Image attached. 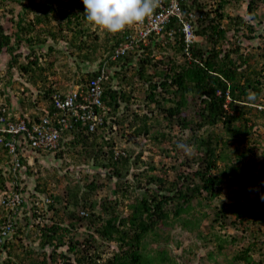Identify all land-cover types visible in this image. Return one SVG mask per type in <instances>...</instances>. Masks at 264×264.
<instances>
[{"label":"trees","instance_id":"obj_1","mask_svg":"<svg viewBox=\"0 0 264 264\" xmlns=\"http://www.w3.org/2000/svg\"><path fill=\"white\" fill-rule=\"evenodd\" d=\"M209 1L217 3L216 8L203 0H194L184 7L186 12L195 8L200 13L196 33L202 39L193 42L188 51L177 31L175 39L155 37L153 41L157 42L148 46L141 43L114 57L123 31L113 34L92 26L84 15L82 0H0V55H9L0 73V113L4 107L17 108L15 103L22 111L39 107L60 129L58 116L53 117L57 110L54 96L72 81L84 86L104 73L116 80L119 87L106 83L103 100L110 108L112 124L104 125L110 127H104L100 133L90 132L89 126L78 120L74 123L73 138L68 141L62 138L58 152L60 157L64 151H72V163L82 161L95 171L96 177L116 178L119 188L114 189L115 199L105 196L102 203L91 200L88 205L79 201L77 194L73 200L64 194H53L55 200L49 208L56 211L50 217L51 222L42 226L33 223L31 231L24 232L28 237L37 232L42 249L53 247L51 262L177 264L176 257L166 249L157 251L156 256L150 255L145 240L151 233L158 234L159 223H171L168 221L171 212L175 215L173 221L180 220L184 229L199 230V222L207 211L204 209L202 217L189 218L194 214L195 200L200 205L208 200L206 204L214 212L213 222L222 225L232 215L241 223L264 219L261 207L264 183L255 184L254 198L245 196L247 205L240 194L228 204L212 203L226 187L234 188L243 176L248 177L246 159L260 144L254 137L258 135L257 127L264 125V65L259 68L242 51L244 37L240 35L243 33L250 39L255 24L245 23L242 16H232L227 7L234 0ZM261 2L264 4V0H250L248 14L257 17ZM9 15L11 30L7 31L1 20ZM135 104L139 111L133 108ZM192 104L196 106L195 122L187 113ZM162 120L169 128L178 124L183 130L193 131L189 140L193 152L187 160L197 167L191 172L179 170L173 179L168 178L164 168L162 173L156 172L154 164L141 158L142 152L133 156L134 150L124 147L121 149L125 152L116 156V140L106 138V130L112 131L114 123L124 138L145 136L159 142L167 138L166 132L156 128ZM177 147L179 142L175 143ZM146 164L152 174L146 175L145 180L141 172L131 171L133 165L138 169ZM27 173L34 175V168L28 166ZM5 175L0 166V192L8 183ZM53 175L57 178V172ZM15 179L9 174L10 183ZM19 180L18 185L23 187L24 180ZM129 181L133 184L129 185ZM96 183L92 179L87 185L95 189ZM36 189L48 191L46 184L39 183ZM123 204L128 210L126 216L121 215ZM82 208L89 209L91 215L81 216ZM217 239L222 241L219 248L223 249L227 239L221 235ZM253 243L229 264H264L253 259ZM63 247L66 250L58 252Z\"/></svg>","mask_w":264,"mask_h":264},{"label":"rangeland","instance_id":"obj_2","mask_svg":"<svg viewBox=\"0 0 264 264\" xmlns=\"http://www.w3.org/2000/svg\"><path fill=\"white\" fill-rule=\"evenodd\" d=\"M249 2L250 0H234L233 3L227 7V10L232 13L233 17L243 15L246 22H250L251 19L253 20L255 32H252L250 39H247L243 35L242 51L245 54H249L251 62L260 68L264 65V4L262 2L260 3V8H258L257 11L259 15L257 17H252L247 13V4ZM211 3L213 4V2ZM215 6H217V3L214 4V8H216ZM10 16L11 15L6 16L1 20L7 31L11 30ZM8 59L9 55L7 53L0 55V73L3 71L2 68L5 66ZM95 65L96 64H94L92 68H94ZM139 94V97H141L142 94ZM143 107L142 105L140 108ZM133 108L138 111L140 110L138 104L133 105ZM195 110L196 106L194 104L190 105L187 109L189 118L194 122L195 117L197 119ZM166 123L165 120H162V124H158L156 127L158 130L164 131L167 134V138L161 139L159 142H154L152 138L147 139L145 136L138 139L130 134V136L124 138L122 134L118 132V128H113L112 131L106 130V132L108 136L116 140V144L119 145V147H128L134 150L133 156L142 152L141 158L154 164L157 168L156 172L162 173V168H164L168 171V178L173 179L180 171L185 169L186 172H191L192 169H196L197 167L196 163L187 160L191 157V153L193 152V148L189 141L193 131L183 130L178 124H174L172 128H169L166 126ZM257 128H259L258 135L254 138L258 140L260 144L257 143L255 153H249L250 155L246 159V163L248 164L247 171L249 172L247 173L248 177L243 176L242 181L234 188L226 187L218 197L214 198L212 201L213 206L228 204L236 199L235 197L237 194L243 196L242 202L247 205L248 203L245 196L254 198L257 189L255 184L264 183V125ZM199 132L201 133L202 130ZM260 133L263 134L262 138L259 137ZM176 142H179V147H177V149L175 148ZM183 148H186V150L183 151ZM240 148L244 149L242 146H240ZM71 154L72 151H64L60 157H58V154L53 155L52 153L49 156L40 157L34 164L35 174L31 175V178L30 175L28 177V179H30L28 192L31 194L34 192L35 184L47 183V188H51V192L66 195L69 193L68 189L74 188L75 184L80 183L87 185V182L94 179L97 182L96 188L98 190V195L107 194L108 196H112L114 182L107 177H96L95 171L88 165H83L84 163L82 161H75L72 163ZM148 165L149 164H146V167L143 165L139 167L136 166L138 169L135 170L141 172L143 175V179L141 178L142 180H145L146 175L152 174V172L148 170ZM220 165H222L221 162ZM145 169H147V171H145ZM54 172H57L56 179V175H53ZM100 177L101 179H99ZM249 181H251V183H249ZM54 182L56 183V188H53ZM67 184H69L71 188L67 186ZM244 184H247V187ZM86 188H89V186ZM82 192L83 189L80 190V193ZM194 202V214L192 213L189 218H193V215H195V218L202 217L205 212L204 209L207 211V213H205L207 216L199 222L198 229L202 232L199 233L197 229L193 232H189L188 229L182 228L178 222L167 227H164L165 225L163 224H159L160 235L157 238H155L154 235H150L145 240L150 255L156 256L157 251L166 248L171 256L176 257L177 264H229L235 255L256 241L252 245L253 250L251 251V255L255 261H262L264 263V219H258L257 221L249 219L248 222L246 220V222L241 223L240 220H235V216L232 215L226 220V223L222 225V222H213L214 212L213 209L206 204L209 202L208 200H203L202 205L196 201ZM252 204L253 202L250 203V205ZM261 207L264 209V202L261 204ZM42 213V223L51 222L48 219L55 215L54 210H46L42 211ZM123 214H127V212H123ZM170 214V218H172L173 212ZM204 234H206L208 238L204 237ZM219 235L227 239V242L224 243V249L220 252L218 249L219 242L222 241L217 239ZM110 246L113 248L117 247V245ZM210 251L212 253L209 254L208 252ZM212 254L214 255L209 257Z\"/></svg>","mask_w":264,"mask_h":264},{"label":"clouds","instance_id":"obj_3","mask_svg":"<svg viewBox=\"0 0 264 264\" xmlns=\"http://www.w3.org/2000/svg\"><path fill=\"white\" fill-rule=\"evenodd\" d=\"M82 2L85 6L84 15L86 17V20L90 24H92V26H99L100 28L108 32H111L113 34L118 33L120 31H123V33L125 34L131 29L133 23L142 22L146 17L150 16L153 13L154 9L157 7L159 0H82ZM203 2L212 4L209 0H203ZM190 4L191 3L186 2L183 6L185 7ZM214 4L215 3L213 2L212 4L213 7ZM248 5L249 3L247 4V9H248ZM189 11L195 13L198 20V17H200V13L198 9L194 8L193 10H189ZM240 16L243 17V15ZM197 20H196L195 28L197 27ZM244 22L247 24L250 23L254 24L252 19L250 22L249 21L246 22L245 20ZM126 27L127 30H125ZM229 34L231 35V33ZM243 35L244 34L242 33L240 36L244 37ZM155 37H158V39L162 38L160 36H154V37L151 36L148 42H144V43L148 46L150 42H157V41H153ZM198 41L199 40L195 42ZM154 44L155 43H153V45ZM192 44L193 42L191 43V45ZM188 54L190 55L189 52ZM91 66H87V67L90 68ZM98 77H95L93 79H97ZM104 81H105L104 92H103L102 100L106 91L107 82L110 84V86H114V88L117 89L119 88L116 85L117 84L116 80L110 79L109 76H107V78ZM78 85L80 86V84H75L74 81H72L68 88H65L63 91H58L57 93L65 94L69 90L76 88ZM103 104H104L103 109H105L103 114V122L102 124L98 125L95 130L93 131L89 130L90 132H95V131L99 133L103 132L104 127L106 126L110 127L109 125H104L105 123L112 124V117L109 115L110 108H108L105 105L104 100H103ZM14 105L17 108L9 109L4 107L2 109V112L0 113V144L3 146V148L0 150V157L1 158L3 157L2 160H0V166L6 174L5 181L6 183L8 182L7 184L4 185L3 191L0 192V264H7V263L8 264H61L60 262H55V261L51 262L50 254L51 251L53 250V247L47 246L44 249H42L40 247V241H39L40 239L36 238L37 232L33 233V235L31 236L32 238L28 237V235L24 233V232L29 233L31 231V228L34 227L33 223L35 224L39 223L41 226L46 223V222L42 223V218H43L41 217V214H43L42 211H46V210L56 211V209H50L49 206L51 203H54L55 200V198H53L52 195L57 194L51 192V188H49L47 192H40L39 190L36 189V186L38 184L34 185V192H32V194L29 193L28 187L30 186L29 185L30 179H28L29 174L27 173V171H28V166L30 167L32 166L34 168L35 162L38 161L40 157L49 156L51 155V153L53 155L58 154V152L60 151V146H61L60 142L62 138H64L65 141L72 139L73 137H71V134L76 131V128H74L75 126L73 128H65V130L61 132L58 149L50 150V151L39 150L36 151V153H33V150H35V147L32 145L33 138L31 137L29 138V136L26 134L27 130L26 131L21 130V126L25 123L28 126L30 132L36 135L38 132L37 130H35L34 127L41 124L42 122L41 120L42 117H44V115L42 113L41 108L39 109V107H35L36 109H27L26 111H22L19 104L15 103ZM262 108L264 109V107ZM36 116H38L39 118L38 117L36 118ZM19 125H20V129L15 130L16 126L18 127ZM113 128L117 129V125L114 123L112 125V129ZM106 136H107L106 138L110 137L108 136V134H106ZM13 140L18 141V143H16V146H17V151H19L20 153V160L22 161V167L18 170H14V164L12 163L13 154L10 153V149H9V142H13ZM124 152L125 151L122 150L121 147H119V145L115 149L116 156ZM83 165H87V164L84 163ZM131 169H132L131 171H135L136 169L135 165H133ZM9 174H12L13 178H16L11 183L8 180ZM19 178L24 180V183H22L23 187L18 185L20 183ZM116 180H117L116 178L115 179L112 178V181L114 182V187L113 189L111 188L112 196L110 195L108 196L107 194L98 195L97 188L95 189H92L90 187L86 188L88 187L87 185H83L80 183L75 184L74 188H71L70 185L67 184V186H69L71 189H68L69 193L66 194V196L70 197L71 200H73V198H75V195L77 194L79 195L80 198L79 201H82L83 204L87 202L88 205L91 204L90 202L92 201L98 202V204L100 202L102 203V200L103 198H105V196H107L111 200H114L115 199L114 189H116L117 187L119 188V184L116 183ZM10 184L12 185L9 190ZM43 184H47V183H42L41 185ZM128 184L132 185L133 183L129 181ZM53 188H56L55 182ZM81 189H83L82 193H80ZM13 198L16 199L12 200ZM126 203L127 200L125 202V205ZM125 205L124 204L122 205V207H124L123 212H127L128 214V210L126 209ZM172 205L175 206L174 204ZM79 210H80L79 214L81 216L88 217L91 215L89 209L82 208ZM98 210L99 211L101 210L100 207H98ZM123 212L121 213V215L126 216L127 214H123ZM35 214H37L36 218H35ZM172 216H173L172 218L168 219V221H170L171 223L165 224L161 222L159 224L165 225L164 227L174 225V223L178 221H173V218L175 216L174 213L172 214ZM182 216H186V215L182 214ZM169 217H171V214H169ZM48 220L51 221L50 218ZM178 223L181 225L180 220ZM159 224H158V234H154V233L150 234V235H154L155 238H157L160 235ZM39 233L41 234L40 230ZM96 239L99 240L98 238ZM116 248L117 247H115L114 249ZM218 249L220 252L224 248L223 249L218 248ZM63 250H66V247L59 248L58 252ZM44 252L46 253V255L44 254ZM208 253L210 254L212 252L210 251ZM213 255L214 254L210 255L209 257H212Z\"/></svg>","mask_w":264,"mask_h":264},{"label":"built area","instance_id":"obj_4","mask_svg":"<svg viewBox=\"0 0 264 264\" xmlns=\"http://www.w3.org/2000/svg\"><path fill=\"white\" fill-rule=\"evenodd\" d=\"M186 2L192 4L194 0H159L157 7L150 16L142 22L133 23L131 29L123 35V40L116 48L114 57L125 54L129 49L139 47L141 43L148 42L151 36L163 37L165 35L170 39H175L177 31L183 34L188 51L191 43L201 40L202 36L196 34V14L192 11L186 12L184 9L183 5ZM173 25L177 27L175 28ZM106 78L107 76L103 73L84 86L78 85L65 94H55L57 110L53 117L58 116L57 122L62 125L60 129L57 127V123L53 122L51 116L47 115L42 117L40 125L34 127L38 132L36 135L30 132L25 123L21 126V130H27L26 134L29 138H33L32 145L35 147L33 153L39 150L58 149L61 132L65 128H73L74 123L78 120L88 125L90 131L95 130L98 125L102 124L105 111L102 96ZM19 129L20 125L16 126L15 130ZM16 143H18L17 140L9 142L10 153L13 154L14 170L22 167ZM14 199L16 198L12 200Z\"/></svg>","mask_w":264,"mask_h":264}]
</instances>
